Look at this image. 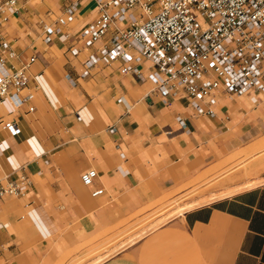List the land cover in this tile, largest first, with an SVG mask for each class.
I'll return each instance as SVG.
<instances>
[{"label": "crops", "instance_id": "obj_1", "mask_svg": "<svg viewBox=\"0 0 264 264\" xmlns=\"http://www.w3.org/2000/svg\"><path fill=\"white\" fill-rule=\"evenodd\" d=\"M68 1L21 0L0 23L16 52L8 62L35 56L20 91L32 97L19 107L0 98V118L20 127L0 129V179H30L24 194L0 200V264H264V93L220 95L210 116L184 98L163 102L118 61L81 77L101 40L42 39L41 22ZM96 13L94 0H80L62 29L76 32ZM185 195L206 197L156 223Z\"/></svg>", "mask_w": 264, "mask_h": 264}, {"label": "built area", "instance_id": "obj_2", "mask_svg": "<svg viewBox=\"0 0 264 264\" xmlns=\"http://www.w3.org/2000/svg\"><path fill=\"white\" fill-rule=\"evenodd\" d=\"M20 2L0 0V23ZM94 5L96 15L76 32L62 26L78 10L80 0L65 2L52 22H41L44 42H50L58 31L81 40L86 48L102 41L87 54L79 76L91 74L98 63L118 61L121 73L152 81L163 102L184 98L197 114L210 116L215 115L220 95L233 99L264 93V0H94ZM0 50V98L19 107L32 97L31 92L21 95L20 91L28 83L27 69L35 56L18 65L8 62L16 52L3 38ZM70 51L78 54L80 48L72 44ZM66 76L76 84L73 77ZM176 120L188 129L182 116L177 115ZM0 129L20 132L13 118H0ZM96 174L91 168L81 179L88 184ZM29 185L23 171L5 176L0 179V200L24 194Z\"/></svg>", "mask_w": 264, "mask_h": 264}, {"label": "rangeland", "instance_id": "obj_3", "mask_svg": "<svg viewBox=\"0 0 264 264\" xmlns=\"http://www.w3.org/2000/svg\"><path fill=\"white\" fill-rule=\"evenodd\" d=\"M248 184V183H247ZM206 196L200 197V198H192L190 200L187 201V199L189 198V195H185V196H181L178 198H173V200L168 201L166 204H164L160 210L158 212H156L155 214L158 215L156 217L157 222L156 223H160L163 222L165 220H167L168 218H170L173 215H176L178 213H181L183 210L190 208L196 204V199H201L204 198ZM204 200H200V203L204 202ZM161 217V218H160ZM159 218V219H158ZM98 258V259H97ZM102 257L97 256L96 259L93 263H95L96 261L100 260ZM91 263V264H93Z\"/></svg>", "mask_w": 264, "mask_h": 264}]
</instances>
